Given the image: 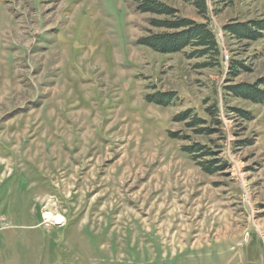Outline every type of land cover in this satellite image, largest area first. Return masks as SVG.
<instances>
[{
	"label": "rangeland",
	"instance_id": "obj_1",
	"mask_svg": "<svg viewBox=\"0 0 264 264\" xmlns=\"http://www.w3.org/2000/svg\"><path fill=\"white\" fill-rule=\"evenodd\" d=\"M158 1L205 22L191 4ZM137 6L0 0V261L208 264L213 250L216 264L262 263L239 252L258 240L253 231L264 233V104L226 87L264 78V38L239 41L224 27L264 20V0L211 5L223 52L214 68L191 47L160 54L140 45L160 32L149 20L163 18ZM233 61L247 68L237 78ZM158 92L177 103L146 100ZM212 106L220 125L211 137L174 120L192 110L216 129ZM195 143L222 171L209 175L183 152Z\"/></svg>",
	"mask_w": 264,
	"mask_h": 264
},
{
	"label": "trees",
	"instance_id": "obj_2",
	"mask_svg": "<svg viewBox=\"0 0 264 264\" xmlns=\"http://www.w3.org/2000/svg\"><path fill=\"white\" fill-rule=\"evenodd\" d=\"M182 1L191 4L196 9L197 14L205 19V22L181 17L177 10L158 0H137V11L139 13L163 18H151L149 20V25L160 32L154 33L151 31L148 36L140 39V45L160 54L181 53L191 47L193 57L205 58L208 61L203 65L204 67H221L223 52L217 35L209 23L211 5L216 4L220 0ZM224 30L239 41L255 42L264 38V20L232 23L225 26ZM246 69L243 64L233 61L229 64L228 74H230L231 78H237L240 76L241 71ZM226 88L228 95L232 97L246 100L253 104H264V78L260 79L257 83H240ZM146 100L153 104L168 107L177 103L178 95L175 93L158 92L147 95ZM218 111L217 106L207 108V114L213 119L214 125L217 127L216 129L212 128L208 121L199 118L197 115H193L192 110H186L176 115L174 120L176 122H188L187 126L197 136L211 137L219 132ZM233 112L247 120H251L252 118L250 113L242 110L236 109ZM171 136L176 139L186 140V138L178 137L175 134ZM183 152L188 154L209 175L218 174L222 171L223 166H225L221 159H209L214 158L215 153L199 143L185 146Z\"/></svg>",
	"mask_w": 264,
	"mask_h": 264
},
{
	"label": "crops",
	"instance_id": "obj_3",
	"mask_svg": "<svg viewBox=\"0 0 264 264\" xmlns=\"http://www.w3.org/2000/svg\"><path fill=\"white\" fill-rule=\"evenodd\" d=\"M239 253H241V256L244 259H247L250 263L262 262L261 264H264V256H263V253H262V250L260 247V243L258 240L252 241L250 239L248 242L245 243V245H243L241 252H239ZM233 256H235V255H233ZM212 257L217 258V254L215 252H213V250H210V253H209L210 262H208V264H216L214 261L215 259ZM0 264H26V261H25V259H19V260L2 259L0 261ZM29 264H40V261L33 260ZM185 264H187V263H185ZM188 264H199V262L193 261V262H189Z\"/></svg>",
	"mask_w": 264,
	"mask_h": 264
},
{
	"label": "built area",
	"instance_id": "obj_4",
	"mask_svg": "<svg viewBox=\"0 0 264 264\" xmlns=\"http://www.w3.org/2000/svg\"><path fill=\"white\" fill-rule=\"evenodd\" d=\"M251 235H256L259 243H260V247H261V250H262V253H263V256H264V233H255L253 231V233ZM251 238V236H250ZM250 238H248L247 240H245L246 242H248L250 240Z\"/></svg>",
	"mask_w": 264,
	"mask_h": 264
},
{
	"label": "bare ground",
	"instance_id": "obj_5",
	"mask_svg": "<svg viewBox=\"0 0 264 264\" xmlns=\"http://www.w3.org/2000/svg\"><path fill=\"white\" fill-rule=\"evenodd\" d=\"M248 237H249V234H248Z\"/></svg>",
	"mask_w": 264,
	"mask_h": 264
}]
</instances>
